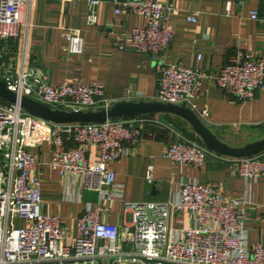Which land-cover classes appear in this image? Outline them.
I'll return each instance as SVG.
<instances>
[{
  "label": "built area",
  "instance_id": "obj_1",
  "mask_svg": "<svg viewBox=\"0 0 264 264\" xmlns=\"http://www.w3.org/2000/svg\"><path fill=\"white\" fill-rule=\"evenodd\" d=\"M33 0H0V46L17 45L10 61L0 64V80L19 97L27 96L51 107L89 110L110 107L104 86L85 84L81 79L49 84L29 66V8ZM99 0H88L87 24H98ZM116 12L143 16L146 24L135 27L118 42V48L139 52L160 62L156 92L151 100L184 104L203 121L197 98L206 74L188 66L165 62L163 56L174 39L167 22L171 6L158 0H121ZM228 9V6H227ZM250 18L264 24V7L250 12ZM189 20L195 21V17ZM68 51L80 54L83 38L79 29L67 34ZM128 42V43H126ZM5 45V46H4ZM216 85L230 98L246 102L264 87V60L237 49L216 75ZM150 119L138 116L111 119L104 123H52L23 111L16 104L0 102V264H67L113 259L111 264H132L136 260L172 264H264V245L249 244L245 229L246 206L251 204L250 182L264 173V159L257 156L232 158L233 172L246 180L242 198L229 199L220 186L181 180L176 198L169 202L125 203L133 216L131 241L135 255H126L117 225L101 219L103 205L85 203L77 219L78 235L66 244L61 219L46 213L42 200L37 155L30 151L44 142L51 147L49 166L61 177L79 181L82 190L98 191L111 198L106 188L114 185L109 164L131 155L142 139ZM96 146L97 161L88 160L89 147ZM211 154L204 144L180 136L169 144L165 156L172 162L201 166ZM145 178L153 183L152 166ZM121 195V194H118ZM153 219L148 221L147 210ZM190 212L192 224L169 230L171 216Z\"/></svg>",
  "mask_w": 264,
  "mask_h": 264
},
{
  "label": "crops",
  "instance_id": "obj_2",
  "mask_svg": "<svg viewBox=\"0 0 264 264\" xmlns=\"http://www.w3.org/2000/svg\"><path fill=\"white\" fill-rule=\"evenodd\" d=\"M99 1L98 24L89 26L88 0H33L29 8L30 68L51 85L74 79H81L85 84L100 83L107 97L114 102L151 100L156 92L160 62L139 52L118 48V42L124 36L135 27L146 24L145 18L132 13H117L116 2L121 0ZM158 1L172 8L167 22L174 39L163 60L206 74L195 99L198 109L207 111L203 122L224 142H228L226 138L230 134L248 135V131L264 134V87L254 99L240 102L225 95L215 80L228 56L237 49L264 60V24L250 18V12L263 9L264 0ZM190 17L196 20L191 21ZM73 28L79 29L83 38L80 54L68 51L67 34ZM17 48L12 44L0 46V64L11 65L16 70L10 59L15 56ZM143 116L150 122L146 124L135 150L109 164L114 173V185L106 188V192L115 194L111 198L102 199L98 191L82 190L79 181L61 177L52 170L48 164L51 157L49 143L30 148L41 161L38 173L44 210L61 219L66 230V244L72 245L78 235L76 222L86 202L93 206L103 205L101 219L119 227L123 252L132 256L136 254L129 233L133 216L125 209V203L172 201L181 180L220 186L229 199L243 197L246 180L233 172V157L211 151L199 167L172 162L165 156L169 144L180 136L199 141L198 136L189 125L190 136L174 128L172 117L181 119L178 116L166 113ZM97 151L96 146L89 147L90 163L97 161ZM259 157L264 159V152ZM148 166H152V184L145 178ZM249 190L251 204L246 206L245 222L247 239L249 244L259 242L264 245V173L258 180L250 182ZM191 218L187 210L174 214L169 220V230L175 233L187 228L192 224ZM93 264H109V261L101 259ZM132 264L146 263L141 258Z\"/></svg>",
  "mask_w": 264,
  "mask_h": 264
},
{
  "label": "water",
  "instance_id": "obj_3",
  "mask_svg": "<svg viewBox=\"0 0 264 264\" xmlns=\"http://www.w3.org/2000/svg\"><path fill=\"white\" fill-rule=\"evenodd\" d=\"M0 100L8 104H16L23 111L52 123H104L111 119H127L158 113L172 114L187 122L193 133L214 153L233 158H243L257 156L264 152V134L260 139L245 143L242 146H232L219 139L196 113L184 104L164 103L157 100H122L113 102L108 108L65 110L51 107L27 96L19 97L6 86L3 80H0ZM147 215L148 221H151L153 219L151 209L147 210ZM112 261L113 259H110L109 264ZM142 261L146 264L158 263L145 258H142ZM161 263L169 264L168 262Z\"/></svg>",
  "mask_w": 264,
  "mask_h": 264
},
{
  "label": "rangeland",
  "instance_id": "obj_4",
  "mask_svg": "<svg viewBox=\"0 0 264 264\" xmlns=\"http://www.w3.org/2000/svg\"><path fill=\"white\" fill-rule=\"evenodd\" d=\"M172 119H173L172 125L174 128L188 134L189 136L191 135V130L185 121H182L181 119H178L176 117H172ZM262 136H263V133L260 134V133H256L255 131L251 133L250 131H248V135H243V133L230 134L228 138H226V141H228L226 143L232 146H242L245 143L260 139Z\"/></svg>",
  "mask_w": 264,
  "mask_h": 264
},
{
  "label": "trees",
  "instance_id": "obj_5",
  "mask_svg": "<svg viewBox=\"0 0 264 264\" xmlns=\"http://www.w3.org/2000/svg\"><path fill=\"white\" fill-rule=\"evenodd\" d=\"M0 102L6 103V102H4V101H2V100H0ZM199 142L202 143L200 140H199Z\"/></svg>",
  "mask_w": 264,
  "mask_h": 264
}]
</instances>
